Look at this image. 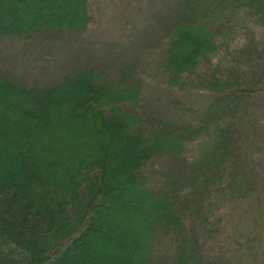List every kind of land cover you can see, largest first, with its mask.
I'll use <instances>...</instances> for the list:
<instances>
[{
    "label": "trees",
    "instance_id": "trees-1",
    "mask_svg": "<svg viewBox=\"0 0 264 264\" xmlns=\"http://www.w3.org/2000/svg\"><path fill=\"white\" fill-rule=\"evenodd\" d=\"M170 4L159 26L166 95H212L189 123L158 121L141 80L89 63L41 86L0 76V264H202L201 242L212 264H231L221 262L227 248L246 245L217 241L226 205L250 199L264 228V175H248L234 139L264 89V0ZM89 8L0 0V39L78 44ZM163 159L185 173L177 185L175 167L157 168Z\"/></svg>",
    "mask_w": 264,
    "mask_h": 264
},
{
    "label": "rangeland",
    "instance_id": "rangeland-1",
    "mask_svg": "<svg viewBox=\"0 0 264 264\" xmlns=\"http://www.w3.org/2000/svg\"><path fill=\"white\" fill-rule=\"evenodd\" d=\"M89 3V30L79 43L76 41L78 44L72 43L69 36L55 38L51 42L42 38L28 47L15 39H0V76L41 86L63 78L77 65L88 67L89 63L95 69L106 71L111 78L127 76L141 80L143 107L150 106V112L158 121L189 123L195 112L207 107L212 95L206 90L166 95V84L159 71L165 47L159 40L162 37L159 26L162 14L171 8L170 0H89ZM80 45L83 48L80 49ZM261 70H264V63ZM259 95L250 107L249 118L245 120L247 124L234 137L241 147L240 158L245 160L246 168L248 166L247 173L254 179L264 175L263 158L260 156L264 153V89ZM151 101L156 104H151ZM160 163L157 166L160 170L176 168L178 178L172 177L175 185L185 178V173L177 166L179 162L163 159ZM147 170L149 172L150 168ZM152 175L150 180L157 177ZM156 183L160 184L157 187L165 188L164 175L157 177ZM235 205H226L228 213L223 227L226 235L220 232V237L215 233L216 239L225 241L227 245L231 240H234L232 244H245L246 254L259 257L257 264H264V228L259 220L262 213L250 199ZM165 245L172 249L170 238L162 249ZM197 247L202 264H212L216 260L206 243L201 242ZM234 247L227 248V255L221 262L246 264L251 257L243 253L245 250L234 251Z\"/></svg>",
    "mask_w": 264,
    "mask_h": 264
}]
</instances>
